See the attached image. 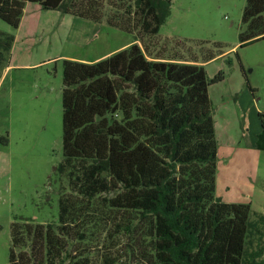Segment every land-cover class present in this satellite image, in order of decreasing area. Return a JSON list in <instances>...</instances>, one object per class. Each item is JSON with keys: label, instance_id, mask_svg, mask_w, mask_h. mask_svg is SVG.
<instances>
[{"label": "trees", "instance_id": "16d2710c", "mask_svg": "<svg viewBox=\"0 0 264 264\" xmlns=\"http://www.w3.org/2000/svg\"><path fill=\"white\" fill-rule=\"evenodd\" d=\"M27 2L100 23L105 17L136 41L93 62L62 59L56 170L67 187L57 221L13 223L7 264H93L75 243L99 234L103 263L120 264L111 241L122 232L132 242L131 264H264V248L254 245L264 238V213L251 220L250 205L215 196L219 147L209 86L225 77L210 78L201 64L221 56L222 46L152 43L172 0H0V15ZM242 22L241 46L264 39V0H247ZM13 40L0 31V62ZM259 115L256 147L264 150Z\"/></svg>", "mask_w": 264, "mask_h": 264}, {"label": "rangeland", "instance_id": "374dc122", "mask_svg": "<svg viewBox=\"0 0 264 264\" xmlns=\"http://www.w3.org/2000/svg\"><path fill=\"white\" fill-rule=\"evenodd\" d=\"M246 3L172 0L151 42L178 38L222 46L221 56L201 64L210 78L225 77L209 86L219 147L215 196L250 205L255 220L264 213V150L255 147L264 112V39L241 46ZM103 20L89 22L32 2L0 15V31L14 39L0 62V264L9 263L14 222L58 219L61 187H67L56 170L63 161L62 59L93 62L136 41L133 33ZM99 235L75 241L78 253L89 254L93 264H105L101 249L107 247ZM111 243L118 263L131 264L127 234H116ZM254 245L264 248V238L254 237Z\"/></svg>", "mask_w": 264, "mask_h": 264}, {"label": "crops", "instance_id": "0c3cea01", "mask_svg": "<svg viewBox=\"0 0 264 264\" xmlns=\"http://www.w3.org/2000/svg\"><path fill=\"white\" fill-rule=\"evenodd\" d=\"M29 3H30V2H27V3H26V7H28ZM24 9H25V8H24ZM67 15H68V14H67ZM71 16H73V15H71ZM74 17H76V16H74ZM88 21L90 22V20H88ZM105 56H106V55H105ZM105 56H104V57H105ZM101 58H103V57H101ZM101 58H99V59L97 58L96 60H100ZM96 60H95V61H96ZM258 134H259V133H258ZM256 138H257V136H256ZM255 147H256V140H255ZM256 148H257V147H256ZM257 149H258V148H257Z\"/></svg>", "mask_w": 264, "mask_h": 264}]
</instances>
